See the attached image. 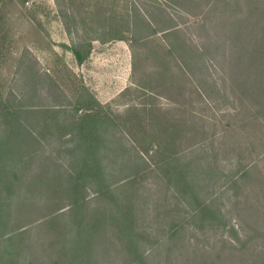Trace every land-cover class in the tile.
Segmentation results:
<instances>
[{
	"label": "rangeland",
	"instance_id": "rangeland-1",
	"mask_svg": "<svg viewBox=\"0 0 264 264\" xmlns=\"http://www.w3.org/2000/svg\"><path fill=\"white\" fill-rule=\"evenodd\" d=\"M184 1L0 0V98L15 107L74 110L90 100L86 86L113 122L103 132L105 186L113 188L106 194L89 185L86 197L92 209L113 206V196L130 206L137 247L128 259L122 223L110 222L115 246L107 244L111 254L97 264H264V58L254 44L243 50L248 37L264 40L260 27L251 32L264 17L263 0ZM145 19L161 32L144 31ZM171 27L179 30L170 40L177 54L213 49L203 71L197 60L183 73L182 89L163 94L160 48L163 28ZM89 44L79 64L73 48L86 53ZM67 146L46 138L28 173L50 157L68 162ZM176 147L189 175L168 164ZM206 201L212 217L197 216ZM20 208L19 223L33 224L18 239L22 263L56 260L49 245L56 240L30 221L32 206ZM12 250L4 242L0 256Z\"/></svg>",
	"mask_w": 264,
	"mask_h": 264
},
{
	"label": "trees",
	"instance_id": "trees-1",
	"mask_svg": "<svg viewBox=\"0 0 264 264\" xmlns=\"http://www.w3.org/2000/svg\"><path fill=\"white\" fill-rule=\"evenodd\" d=\"M165 1L179 6H184L182 2H185L184 0ZM262 3L264 4V0ZM256 11L260 14L258 10ZM261 13L264 16V10ZM63 16L67 19L66 14L63 13ZM261 21L263 23L264 17L258 22ZM258 22L251 32L260 27L261 36L264 38V26L263 24L259 26ZM142 26L144 31L150 30L152 35L161 32H157L156 27L147 19ZM135 27L138 29L137 25ZM243 30L247 32V29ZM178 31L174 27L163 28L164 45L163 49L160 48L163 50V94L166 91L181 90L183 73H192V66L197 60V67L203 71L205 65L202 61L206 50L213 49L211 45L205 51L196 48V51L192 50L191 53L184 50L177 54L176 51L179 49L176 45H171L170 40L179 33ZM132 33L137 36L136 32ZM118 38L123 37L116 39ZM251 38L248 37L243 43V50L247 49L248 45L254 44L256 49L262 51L258 58H264V40H256L259 41L256 45ZM90 53V44L86 53L78 49V46L73 48V54L79 64H82ZM248 54L251 57V53ZM260 63L263 65L264 61ZM198 87L197 85V89ZM82 89L88 91L90 100L79 102L75 111L69 104L53 107L50 105L46 108L35 105L15 107L0 98V132L4 134L0 140V245L8 242L13 246L12 251H5V257L0 256V264H23L18 239L26 236L33 226L32 223L26 225L19 223L17 214L19 215L23 202L34 209H30V213L35 216L30 221L38 222L40 224L38 227L45 235L56 240L49 245L50 247L54 245L57 249V259L47 260L43 264H97L99 258L104 259L105 255L111 254L107 244L111 242L110 244L115 246L111 241L110 227L107 226L115 221L122 223L120 228L123 233L120 234V238L124 243L128 259L136 250L137 245L133 242V235L136 233L135 222L129 210L130 206L124 208L113 196L116 203L111 207L95 209L89 207V200L86 197V189L89 185L99 186L102 188V193L106 194L113 188L110 184L105 186L108 175L103 173L105 170L103 149L107 146L103 132L111 131L113 122L100 112L102 104L89 89L87 90L86 86H82ZM169 130L170 128H166L165 131ZM175 136L176 133L173 134V138ZM49 137L62 139L68 146L63 148L61 153H66V157L69 156L71 159L67 158V163L57 164L50 157L41 170L28 173L33 161L41 156L45 139ZM72 142L74 144L69 145ZM177 149L174 148V155L168 164L175 169V173L189 175L188 166L180 162L182 154ZM138 157L141 158V155ZM135 167L132 166L131 170H135ZM133 175L134 173H129L128 176L132 178ZM209 207L210 204L206 201L203 206L198 207L196 215L212 217ZM68 218L69 220H66ZM174 232L175 230L172 234ZM123 234L127 235V239L122 236ZM140 259L142 260V257Z\"/></svg>",
	"mask_w": 264,
	"mask_h": 264
}]
</instances>
